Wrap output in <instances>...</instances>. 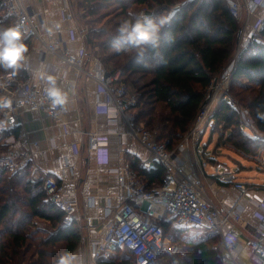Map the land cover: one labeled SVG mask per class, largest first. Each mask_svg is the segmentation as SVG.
<instances>
[{
    "label": "trees",
    "instance_id": "trees-1",
    "mask_svg": "<svg viewBox=\"0 0 264 264\" xmlns=\"http://www.w3.org/2000/svg\"><path fill=\"white\" fill-rule=\"evenodd\" d=\"M71 1L77 10H83L81 18L88 21L89 49L104 64L113 63L114 69L121 68L123 79L134 83L137 89L134 108L139 109L136 120L144 121L150 129L162 128L156 135L158 141H167L169 149L177 146L207 103L212 83L235 61L232 85L239 84L244 90L253 83L258 85L256 95H245L241 101L247 103L257 130L263 135L244 130L240 108L227 94L213 108V129L222 125L220 141L225 140L247 153H255L264 146L261 118L264 115V24L236 56L242 23L231 13L227 0ZM142 6L148 8L147 13L153 19H171L160 30L159 48L145 51L143 59L138 60L142 49L124 45L123 50L117 51L114 40L121 22L142 18L139 12ZM10 25L13 22L0 5V26ZM24 42L29 51L31 37L24 38ZM3 71L7 70L0 68ZM13 72L21 78L27 77L23 67ZM159 106L161 109L157 110ZM18 132L17 127L0 131V152L6 149L4 139ZM211 160L218 162L215 158ZM130 162L148 189L164 184L167 170L162 162L156 160L152 166H145L137 158H130ZM63 218V210L47 199L43 178L33 175L30 161L12 174L0 169V264H57L62 254L75 251L81 234L75 223L65 225ZM158 223L183 249L181 253L163 254L160 264H227L217 245L218 233L201 239H184L177 236L178 230L172 228L171 220L162 219ZM125 263L133 264V261L128 259Z\"/></svg>",
    "mask_w": 264,
    "mask_h": 264
},
{
    "label": "built area",
    "instance_id": "built-area-1",
    "mask_svg": "<svg viewBox=\"0 0 264 264\" xmlns=\"http://www.w3.org/2000/svg\"><path fill=\"white\" fill-rule=\"evenodd\" d=\"M63 2L64 8L68 10V18H73L72 1ZM227 3L231 13L239 20L243 19L242 41L239 43L244 48L252 35L264 24V15L258 13L259 8L264 9V0H227ZM0 5L4 8V15L23 31L24 37H31L33 44L39 42L44 53H50L59 62L74 68L77 75L92 79L97 85L98 92L103 95L100 104L112 108L113 114L109 120L112 127L107 132L91 134L89 148L96 154L100 164L109 161L107 154L110 137L118 133L115 125L121 120L126 123L128 132L151 152L155 160L162 162L166 167L164 184L154 189L147 188L144 180L130 164L116 168L119 191L109 199L106 206V215L109 218L107 222L102 218L81 213L74 164L62 162L55 175L44 174L43 189L47 199L63 210L65 225L72 223L77 225L81 234L80 244L88 240L90 264H111L110 262L126 264L128 259L132 260L133 264H160V257L163 254L183 252L182 246L174 243L171 236L166 235L164 227L158 223L165 218L166 211H169L178 228L207 227L218 233L220 249L227 264H246L235 255L236 251L240 252L246 248L261 261L264 260V199L254 202L260 215L258 227L248 234L240 233L239 236L243 235L244 240L241 243L237 235L230 230V224L242 222L241 204L237 203L233 208H221L208 193L201 179L192 175L187 168L189 160L182 155L190 142L196 140L198 127L193 132H187L177 147L169 149L167 142L158 141L152 132L136 123V112L133 111L137 103L136 93L123 79L122 70L108 67L96 55H93L90 63L87 62L86 48L81 49L79 56L74 55L63 46L61 35L55 31L42 34L38 28V21H43L44 12L31 11L23 0H0ZM144 16L150 17L148 13H144ZM248 26H251L253 34L243 41ZM25 56L23 64L29 71L31 69L29 55ZM234 67L235 61L221 74L222 78L223 76L232 78ZM227 87L219 80L212 83L209 89H214L213 94L210 93L213 100L200 111L197 121L199 124L203 122L205 125H214L211 114L213 101L216 95L225 92ZM22 110L44 112L63 130L66 128L65 106L53 108L46 88H37L30 76L21 78L10 70L0 72V120L7 121L6 126L0 128V131L15 127L12 118ZM240 114L245 128L250 129L256 125L248 107L241 108ZM18 140V135H8L4 139L6 149L0 152V169H7L9 174L18 171L24 160L32 156L31 149L25 151L19 149ZM240 152L254 159L264 169V149L255 153L243 150ZM32 163L35 168V163ZM34 175L38 177L36 173ZM69 185L71 190L67 189ZM235 187L242 195L249 189L248 184L242 181L236 182ZM90 205H94L92 200ZM93 230H98L100 235L86 236V232ZM77 249L73 251L76 254Z\"/></svg>",
    "mask_w": 264,
    "mask_h": 264
},
{
    "label": "crops",
    "instance_id": "crops-1",
    "mask_svg": "<svg viewBox=\"0 0 264 264\" xmlns=\"http://www.w3.org/2000/svg\"><path fill=\"white\" fill-rule=\"evenodd\" d=\"M23 1L31 11L44 12L43 21H38V28L42 34L51 30L59 33L66 49L79 56L81 49L86 48L87 62L92 61L95 54L88 47L84 28L86 26L79 22L74 10V17L68 18V10L64 8L63 0ZM258 13L264 15V9L259 8ZM252 34V28L248 26L243 41ZM27 54L31 69L27 71L24 64L22 67L27 76L31 77L34 85L39 89L47 88L45 77L51 75L55 78L57 86L66 94L67 100L64 104L66 128L63 130L44 112L19 111L13 118L15 127L19 130L17 145L22 151L32 150L31 158L24 160L23 163L30 161L32 165L34 162L37 169L32 166V171L38 177H43L44 174L55 175L62 162L74 164L81 213L102 218L107 222L109 218L106 215V206L109 199L119 191L118 173L115 169L126 164L131 165L130 158L139 159L145 166H152L156 160L151 152L128 132L126 123L120 120L115 125L118 133L110 137L107 154L109 161L100 164L96 154L89 148L91 134L104 133L112 127L109 120L113 110L109 106L100 104L103 95L98 92L96 83L86 76L77 75L74 68L59 62L54 55L44 53L39 42L33 44L31 40ZM200 146L196 144L195 150H186L182 157L191 159L192 163L188 161L187 164L188 170L192 175L203 179L208 193L221 208H233L237 203L241 204L242 222H233L230 224V230L237 235L238 241L243 243V235L239 236V234H248L260 223V215L256 211L254 202L264 199V169L257 164L255 168L234 159L237 163L236 167L227 164L225 172L220 174L219 168L223 163L217 158H215L218 160L217 163L212 161L214 157L204 151L201 152ZM227 174H230L229 179L224 177ZM241 181L249 186L244 195L235 187V183ZM67 189L71 190L70 185ZM90 200L94 205H90ZM164 216V219L172 221V228L178 230V237L182 236L184 239L185 237L201 239L202 236L214 232L207 227H194L199 230H190L188 228L190 226L178 228L169 211H166ZM99 235L98 230L86 232L88 237ZM77 254L81 264H90L87 239L78 246ZM235 255L246 264H264V260L261 261L252 255L248 248L240 252L236 251Z\"/></svg>",
    "mask_w": 264,
    "mask_h": 264
},
{
    "label": "clouds",
    "instance_id": "clouds-1",
    "mask_svg": "<svg viewBox=\"0 0 264 264\" xmlns=\"http://www.w3.org/2000/svg\"><path fill=\"white\" fill-rule=\"evenodd\" d=\"M171 17L153 19L148 16L137 18L135 21L125 20L118 27V36L114 40L117 51L123 50L124 45L140 48L142 51L137 59L142 60L144 52L149 49H158L160 45V30L169 23ZM28 47L24 42V34L16 25L0 26V68L16 71L23 66ZM48 83L47 95L52 107L63 106L67 96L57 86L53 76L45 77ZM7 104V102H6ZM264 119V115L261 116ZM7 121L0 120V128H4ZM57 264H81L78 255L74 252L62 254Z\"/></svg>",
    "mask_w": 264,
    "mask_h": 264
},
{
    "label": "rangeland",
    "instance_id": "rangeland-1",
    "mask_svg": "<svg viewBox=\"0 0 264 264\" xmlns=\"http://www.w3.org/2000/svg\"><path fill=\"white\" fill-rule=\"evenodd\" d=\"M110 9V7H107V9ZM147 7L146 6H142L141 8H140V10H139V12H140V14H141V16L143 17V14L144 13H147ZM73 10H74V13H76L77 14V17L79 18V22L81 23V24H83L84 22V26H86V27H84L85 28V32L87 33V31H88V27H89V24H86V23H88V21H86L84 18H81V13H82V11L83 10H77L76 8H75V6L73 5ZM79 15H80V17H79ZM240 21H241V23L243 22V19H240ZM243 25V24H242ZM242 32H241V30H240V32H239V34H238V40H237V42H236V51H235V55L236 56H239V54H240V52L244 49L243 48V46H241L240 45V43L239 42H241L242 41V34H241ZM232 63V62H231ZM108 67H110V68H115V65L113 64V63H111V64H108L107 65ZM118 69H120L121 70V68H118ZM10 71H12V70H10ZM217 81L219 80V82H224V84H225V86H228L227 87V90L225 91V92H219L217 95H216V99H214V101H213V108L215 107V105L217 104V102L219 101V98H221V96H223V95H225V94H227L228 95V97L227 98H229V96L230 97H232L233 98V100H235V102L237 103V105H238V107L241 109V108H243V107H246L247 108V103L244 101H241V100H243L242 98L245 96V95H247V96H249V97H251V96H254V95H256L257 94V90H258V85L256 84V83H253L252 84V86L250 87V88H248L247 90L245 89H243V88H241V87H239V84H235L234 86L232 85V78H230V76H223V78H222V76H220L218 79H216ZM222 80V81H221ZM130 82V84H131V87H132V89H133V91L137 94V92H136V87H135V85H134V83L132 82V81H129ZM244 82L245 83H247L248 81L247 80H244ZM213 92H214V89L212 88V90L211 89H209V93H208V98L206 99V104H205V106H207L209 103H211L212 102V100H213V98H211L210 97V93H212L213 94ZM236 95V96H235ZM214 97V96H213ZM230 99V98H229ZM213 108L211 109L212 111H211V114L213 113ZM161 109V106H159L158 107V109L157 110H160ZM139 109L137 108H134V112H136V111H138ZM167 112V111H166ZM200 114V113H199ZM198 117H199V115H198ZM198 117H197V119L195 120V122H194V125L192 126V128H191V130H189L188 132H193V130L196 128V127H198V129H197V136H196V140H194V141H191L190 142V144H189V146H188V149L187 150H195L194 148L196 147V144L197 145H201L200 146V151L201 152H205L207 155H210V156H213L214 158H217V159H219V162L220 163H223L222 164V166H220V168H219V172L218 173H220V174H222L223 172H225V170H226V166H227V164L229 165V166H231V167H233V168H235L236 167V161L235 160H238V161H240V162H242L243 164H245V165H250V166H253V167H255L256 168V164L259 166V164L256 162V161H254V159H252V158H249L246 154H244V152H240V149L239 148H237L236 146H234V145H232L231 143H229V142H227V141H220V133H222V131H223V127H222V125H218V127H217V129H213L214 128V125H205V123H198L197 121H198ZM136 123L138 124V125H142V126H144L145 127V129H147V130H149L150 132H152L153 134H154V136L156 137V135H158L159 134V132H162V128L161 127H156L155 129H150V128H148L147 126H146V124H145V122L144 121H139V120H136ZM254 127V128H253ZM244 130L246 131V132H249V133H251V132H253L254 130L256 131V132H253V133H255V135L256 136H259V135H263V133H261V132H259L258 130H257V126L256 125H253L250 129H248V128H245L244 127ZM226 133H229V132H226ZM187 134V133H186ZM186 134H184V135H186ZM183 139H184V136L182 137V139L179 141V143L177 144V146L183 141ZM160 142H163V143H165V142H167V141H160ZM176 146V147H177ZM260 149H264V146L263 147H261ZM259 151V150H258ZM257 151V152H258ZM252 153V152H251ZM188 158V157H187ZM235 159V160H234ZM187 160H189V162L190 163H192V161H191V159H187ZM217 163V162H216ZM255 168H254V171L255 172H257V169L255 170ZM33 172V175H34V171H32ZM228 175V176H227ZM226 176H224L225 178H227V179H229V175L230 174H227ZM35 176V175H34ZM200 178V177H199ZM201 179V178H200ZM201 181L204 183V181H203V179H201ZM205 184V183H204ZM206 186V185H205ZM188 228H190V230H199V229H196V228H194L193 226H190V227H188ZM192 232V234H193V231H191ZM212 233H210V234H207L206 236H202L203 238H205V237H207L208 235H211ZM176 235V234H175ZM190 236H191V234H189ZM189 235H187V236H189ZM1 233H0V242H1ZM178 236V235H177ZM189 236V237H190ZM172 237V236H171ZM182 237V236H181ZM183 238V237H182ZM185 239H188V238H186L185 237ZM190 239V238H189ZM174 243H176V244H180V243H177V242H175L174 240H172ZM181 246H182V244H180ZM218 246H219V248H220V244H219V242H218V244H217Z\"/></svg>",
    "mask_w": 264,
    "mask_h": 264
},
{
    "label": "water",
    "instance_id": "water-1",
    "mask_svg": "<svg viewBox=\"0 0 264 264\" xmlns=\"http://www.w3.org/2000/svg\"><path fill=\"white\" fill-rule=\"evenodd\" d=\"M87 36V35H86ZM88 38V37H87ZM12 120H13V118H12Z\"/></svg>",
    "mask_w": 264,
    "mask_h": 264
}]
</instances>
